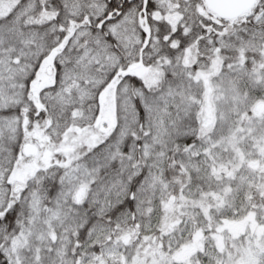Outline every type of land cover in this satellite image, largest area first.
<instances>
[{"label": "snow or ice", "instance_id": "1", "mask_svg": "<svg viewBox=\"0 0 264 264\" xmlns=\"http://www.w3.org/2000/svg\"><path fill=\"white\" fill-rule=\"evenodd\" d=\"M0 264H264V0H0Z\"/></svg>", "mask_w": 264, "mask_h": 264}]
</instances>
